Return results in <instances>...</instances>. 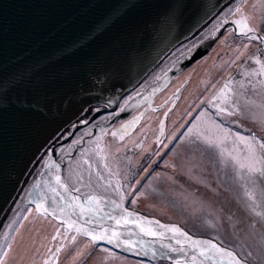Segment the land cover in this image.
Returning a JSON list of instances; mask_svg holds the SVG:
<instances>
[{
  "label": "water",
  "instance_id": "water-1",
  "mask_svg": "<svg viewBox=\"0 0 264 264\" xmlns=\"http://www.w3.org/2000/svg\"><path fill=\"white\" fill-rule=\"evenodd\" d=\"M248 1L0 0V257L30 209L90 241L76 228L117 230L134 246L94 243L147 263L193 264L192 241L220 245L127 205L103 148L108 127L135 104L152 103ZM90 197L103 212L89 211Z\"/></svg>",
  "mask_w": 264,
  "mask_h": 264
},
{
  "label": "rangeland",
  "instance_id": "rangeland-1",
  "mask_svg": "<svg viewBox=\"0 0 264 264\" xmlns=\"http://www.w3.org/2000/svg\"><path fill=\"white\" fill-rule=\"evenodd\" d=\"M237 8L241 11L201 53L199 60L222 40L206 73L191 76L195 59L189 72L174 76L152 103L128 109L108 127L103 155L115 167V182L127 187V205L215 240L251 264H264V175L259 171L264 149L256 145L253 154L239 139L264 143V75L256 62L264 63V0ZM242 16L254 29L247 35L237 23ZM28 222L38 225L33 250L17 264H170L97 246L35 209L22 229H15L3 264L9 263Z\"/></svg>",
  "mask_w": 264,
  "mask_h": 264
},
{
  "label": "snow or ice",
  "instance_id": "snow-or-ice-1",
  "mask_svg": "<svg viewBox=\"0 0 264 264\" xmlns=\"http://www.w3.org/2000/svg\"><path fill=\"white\" fill-rule=\"evenodd\" d=\"M235 11L240 12L241 9L237 8ZM237 23L241 26L242 34H244V35H247L248 33L254 31V29L249 27L246 16H242L241 19L239 21H237ZM256 62H257V64L261 65V74L264 75V63H261V61L259 59H257ZM221 111H223V109H221ZM239 139H241L246 144L247 148L250 151H252L253 154L255 152V146L256 145H259V147L261 149H264V143L256 140L255 137L249 138L247 140L243 137H240ZM208 142L211 143V141H208ZM249 171H257V169H255L254 167H249ZM259 171L261 172L262 175H264V169H260ZM57 183L58 184L61 183L59 178H57ZM61 187H64V185L61 184ZM53 191H55V189H53ZM89 199H90V201H92L96 205V207L94 209H89V211H94L96 213L103 212V208H102V206H100L101 200L99 198L90 197ZM113 203H114L116 208L122 207L121 204H117L115 202H113ZM40 207H42V205L38 203L37 208L39 209ZM45 212H47V209H45ZM109 218L115 219L117 225L121 224L120 219H116V217H114V216H109ZM123 222L125 224L128 223V221L126 219ZM8 227H11V225H8ZM70 227H71V225H70ZM160 227L164 228L166 226L161 225ZM76 231L79 232L80 234L84 235V236L91 237V241L93 243L96 241H99V240H107V242L109 244L115 243L117 246H119L121 243H123L125 246H128V247L134 246L132 244V242L129 240H123L122 241L121 240V234L119 233V231L114 230V229H103L101 231H90L89 229L80 226V227L76 228ZM140 231L147 236L156 237L159 239H163V236H164L163 232H157L151 228L141 227ZM167 231L178 234V235L186 236L185 233H182L181 230L176 228V227L167 228ZM5 235H7V234H5ZM54 239H55V237H54ZM75 239H76V237L73 236L72 240L75 241ZM144 243H146V242L141 241V244H144ZM176 243L180 244L181 241L177 240ZM184 243H188L187 238L185 239ZM163 247L168 248L169 251H180V252L185 251L183 247H181L179 249L171 248L169 245H163ZM190 247L192 249H194V252L190 257L193 264H197V261H199V264H205V262H209V264H241V261L237 258V256L232 251L224 248L221 245L213 243L212 241H199V240L192 241L190 244ZM60 250H61L60 248H57L56 253H59ZM103 251L107 252L109 250L103 249ZM149 251L151 252L152 255H156V253L154 251H152L151 249H149ZM6 254L7 253L5 252V255ZM145 254H147V253H145ZM185 254H187V253H185ZM54 255H55V253H54ZM79 255H81V254L78 253V256ZM0 264H3V258L2 257H0ZM45 264H48L47 260L45 261ZM53 264H54V262H53ZM175 264H179V261H176Z\"/></svg>",
  "mask_w": 264,
  "mask_h": 264
},
{
  "label": "bare ground",
  "instance_id": "bare-ground-1",
  "mask_svg": "<svg viewBox=\"0 0 264 264\" xmlns=\"http://www.w3.org/2000/svg\"><path fill=\"white\" fill-rule=\"evenodd\" d=\"M250 7H248L249 9ZM247 13H249V11L247 10ZM221 35V34H220ZM220 35L218 37H220ZM222 40L217 43V45L215 46V49L216 50H219L223 47V44H222ZM214 49V50H215ZM212 51L209 55H207L205 58L199 60V58H202V57H199L198 60L199 62L196 63L189 71L191 73V76L194 75L193 77H197V76H203L206 71L208 70V67L212 65V63L214 62L217 54H215V51ZM197 60V61H198ZM196 62V60H194L192 63L189 62L190 64H188L183 70H181L180 72H176L174 73L175 77L180 74H185L186 72H189L187 70V68H189V66L191 67L192 64H194ZM188 63V62H187ZM184 66V65H183ZM182 67V66H181ZM216 69V68H215ZM187 74V73H186ZM174 78V77H173ZM173 78L171 79V81L173 80ZM170 81V82H171ZM170 87V84L168 85ZM168 87V88H169ZM128 103H130V101H127ZM132 106V105H131ZM131 106H129L128 108H130ZM153 108V107H152ZM119 115V114H118ZM117 180V178H115ZM93 218V217H92ZM56 222V221H55ZM57 223V222H56ZM30 222H28V228L27 229H24V230H21L17 239H16V248L13 249V256L11 257L10 261L8 264H17V260L18 258H22L23 260H26V259H29V252L31 253V251L33 250V248H31V244L33 242V237L35 236V230H38V225L37 223H33V224H30ZM58 224V223H57ZM32 225V226H31ZM76 233V232H75ZM77 234V233H76ZM96 244V243H95ZM97 246H102L100 244H96ZM102 247H105V246H102ZM107 248V247H106ZM109 249V248H108ZM111 250V249H110ZM234 251V250H233ZM116 252V251H115ZM235 252V251H234ZM236 253V252H235ZM31 255V254H30ZM251 264V263H250Z\"/></svg>",
  "mask_w": 264,
  "mask_h": 264
},
{
  "label": "flooded vegetation",
  "instance_id": "flooded-vegetation-1",
  "mask_svg": "<svg viewBox=\"0 0 264 264\" xmlns=\"http://www.w3.org/2000/svg\"><path fill=\"white\" fill-rule=\"evenodd\" d=\"M120 187V186H119Z\"/></svg>",
  "mask_w": 264,
  "mask_h": 264
}]
</instances>
